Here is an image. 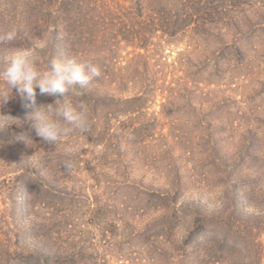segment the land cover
<instances>
[{
	"label": "rangeland",
	"instance_id": "1",
	"mask_svg": "<svg viewBox=\"0 0 264 264\" xmlns=\"http://www.w3.org/2000/svg\"><path fill=\"white\" fill-rule=\"evenodd\" d=\"M32 1L0 0V32L23 29L0 43V71L29 49L41 71L100 59L101 76L58 98L37 88L29 106L14 90L0 108V264H264V0H141L139 18L122 0L136 23L190 16L146 50L118 37L131 23L109 0L87 57L53 44L54 9ZM65 100L88 105L87 133L14 141L34 107Z\"/></svg>",
	"mask_w": 264,
	"mask_h": 264
},
{
	"label": "clouds",
	"instance_id": "2",
	"mask_svg": "<svg viewBox=\"0 0 264 264\" xmlns=\"http://www.w3.org/2000/svg\"><path fill=\"white\" fill-rule=\"evenodd\" d=\"M22 31L21 28L12 27L0 35V43L14 41ZM100 76L101 70L97 65L78 62L74 58L64 61L53 59L50 68L41 71L37 68L31 50H19L0 71V80L4 82L0 85V108L14 98V90L21 103L29 106L36 103L37 88L41 94L58 98L77 85H88ZM29 119L31 129L20 130L13 136L15 142L26 147L34 143L32 132L43 142L58 144L70 130L87 133L91 126L88 105L81 102L72 106L67 100L63 104L57 101L36 106L29 114ZM65 167L70 169L71 165L65 164Z\"/></svg>",
	"mask_w": 264,
	"mask_h": 264
},
{
	"label": "trees",
	"instance_id": "3",
	"mask_svg": "<svg viewBox=\"0 0 264 264\" xmlns=\"http://www.w3.org/2000/svg\"><path fill=\"white\" fill-rule=\"evenodd\" d=\"M49 4L47 5L50 10L49 14L53 17L52 20V39L53 44L58 43L62 47L74 48L81 47L83 57H87L92 48L99 47L103 38L108 34L110 24L112 23V16L116 13L112 12V4L109 0H48ZM182 1V0H181ZM35 6H39L41 3L39 0L32 1ZM125 3L122 0H116L114 6L116 9L122 11L120 13L127 23H131V26L121 27L119 33L122 36H118L123 40L133 39L137 41L138 49L146 50L149 47V44L152 38L161 33L163 36L173 37L181 33L189 26V15L185 19L176 21L174 25L166 24L164 25L163 20H142L133 22L134 14L125 8ZM137 10V17L143 15L144 13V3L143 1H138L136 4H133ZM130 18L131 22L128 21ZM112 22H111V21ZM180 21V24H178ZM124 24V23H123ZM126 25V23H125ZM136 31V32H135ZM0 32V35L4 34ZM119 34V35H120ZM117 37V38H118ZM25 42L27 38H23ZM20 42V41H19ZM85 47V48H84ZM86 47H89L88 49ZM100 59L97 60H87L86 62L93 63L95 65L100 63ZM79 89V88H76ZM89 88H87L88 90ZM86 90V89H85ZM86 90V91H87ZM84 91V92H86ZM20 259L16 258V261L22 264H51L44 256H35L32 253L19 255ZM15 260V259H13ZM10 258L4 264H12L13 261ZM67 261H74L72 257Z\"/></svg>",
	"mask_w": 264,
	"mask_h": 264
}]
</instances>
